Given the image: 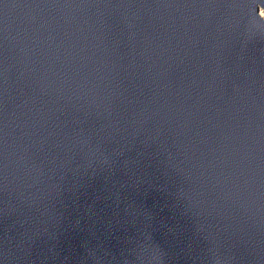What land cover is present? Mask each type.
Wrapping results in <instances>:
<instances>
[{
    "label": "water",
    "instance_id": "obj_1",
    "mask_svg": "<svg viewBox=\"0 0 264 264\" xmlns=\"http://www.w3.org/2000/svg\"><path fill=\"white\" fill-rule=\"evenodd\" d=\"M264 0H0V264H264Z\"/></svg>",
    "mask_w": 264,
    "mask_h": 264
},
{
    "label": "bare ground",
    "instance_id": "obj_2",
    "mask_svg": "<svg viewBox=\"0 0 264 264\" xmlns=\"http://www.w3.org/2000/svg\"><path fill=\"white\" fill-rule=\"evenodd\" d=\"M259 16L261 17H263L264 18V14H263V12L261 11V12H259ZM262 19V18H261Z\"/></svg>",
    "mask_w": 264,
    "mask_h": 264
},
{
    "label": "rangeland",
    "instance_id": "obj_3",
    "mask_svg": "<svg viewBox=\"0 0 264 264\" xmlns=\"http://www.w3.org/2000/svg\"><path fill=\"white\" fill-rule=\"evenodd\" d=\"M261 12V11H260ZM263 14H264V12H263ZM261 18H262V20H264V18L261 16Z\"/></svg>",
    "mask_w": 264,
    "mask_h": 264
}]
</instances>
